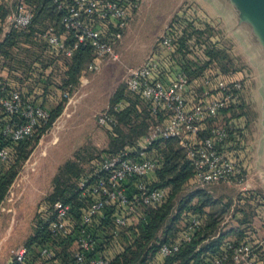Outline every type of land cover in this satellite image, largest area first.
Here are the masks:
<instances>
[{
  "label": "rangeland",
  "instance_id": "obj_1",
  "mask_svg": "<svg viewBox=\"0 0 264 264\" xmlns=\"http://www.w3.org/2000/svg\"><path fill=\"white\" fill-rule=\"evenodd\" d=\"M137 1L135 13L138 14L130 20L117 46L118 58L105 61L98 70H90L86 63L74 83L67 75L71 58L49 52L42 40L41 35L49 23L45 21L42 27L34 28L39 30L38 38L33 39L34 34L15 32L14 41L20 50L17 54L9 52L8 61L10 68L22 71V76H17L16 81L14 76L1 83L27 90L40 88L39 92L32 94L44 104H49L54 96L56 103L50 106L54 110L61 106V110L39 139L25 146L23 158L20 148L17 159L4 166L6 173L16 171V174L0 204V264H11L12 251L29 246L30 238L53 204L49 197L55 190L66 191L65 195L76 192L80 179L95 173L97 160L125 148L135 152L149 126L160 120L150 114L138 95L128 90L127 78L130 68L141 65L157 47L167 25L181 9L190 10L189 15L194 21L196 19L195 26L205 28V24L209 25L207 30L203 29L206 31L200 37L201 42L196 41V36L192 39L187 50L188 58L199 61L203 66L207 55L213 56L216 64L212 68H218L227 77L243 83L236 108L248 120L244 138L248 162L245 183H220L208 190L203 189L218 200L216 205L204 209L203 218L206 221L212 212L227 208L225 220L216 234L224 235L221 245L264 242V16L259 19L258 13L249 11L248 0ZM217 11L224 12L221 17L227 23L226 30ZM98 24L111 32L108 22L99 21ZM56 25L60 28V22ZM93 58L92 55L91 60ZM202 75L193 78L196 87L192 91L196 93L200 92L198 85ZM19 78L25 80V86ZM119 89L123 96L113 103L112 98ZM116 106L120 110L114 109ZM105 112L113 115L114 124H99V118ZM160 147L166 153L170 148L175 151L176 147L180 148L176 140ZM199 189L192 183L184 184L174 199L171 217L176 214L180 200ZM185 213L175 221L168 234L169 240L174 239L190 220L191 217ZM109 227L113 228L112 225ZM126 233L132 237L130 231ZM107 236L104 238L106 241ZM158 237L154 242L157 246L162 239L168 238L164 232H160ZM117 240L113 246L106 244L104 249H113ZM209 241L211 239L203 244ZM50 242L55 247L61 246L67 252L66 257H73L77 251L76 242L70 239H53ZM36 262L43 261L38 259Z\"/></svg>",
  "mask_w": 264,
  "mask_h": 264
},
{
  "label": "built area",
  "instance_id": "obj_2",
  "mask_svg": "<svg viewBox=\"0 0 264 264\" xmlns=\"http://www.w3.org/2000/svg\"><path fill=\"white\" fill-rule=\"evenodd\" d=\"M0 3L11 5L6 24L18 33L29 34L35 19L34 8L25 0H0ZM55 3L62 13L60 28L50 25L41 35L48 51L72 58L81 46H89L94 56L88 64L90 70H98L105 61L118 58L117 46L138 6L137 0H55ZM189 12V9L176 12L157 47L141 65L129 70L128 90L146 102L152 116L160 120L149 126L135 152L125 148L104 156L97 160L93 175L80 179V197L87 204L78 218L73 214L72 204L61 200L55 201L44 215V224L54 240L73 239L78 246L73 260L66 264H110L109 256L97 250L93 228L111 234L118 243L129 227L147 222L145 209L166 202L169 190L152 184L153 174L160 167L153 156V146L159 140L178 141L193 171L189 183L196 187L208 190L220 183H245L248 168L245 137L237 134L239 127L244 128V117L235 118L226 113L228 108L238 106L243 83L227 77L218 68L209 67L200 77V92L192 91L196 87L193 78L174 56L177 43L172 27L176 15L186 20L181 27L187 21L195 25L196 19ZM99 21L108 22L111 32L105 31ZM50 118L48 104L25 96L20 88L3 84L0 166L11 162L13 144L33 139ZM114 123L113 115L108 112L99 118L102 126ZM243 131L245 134V128ZM190 217L177 239L159 246L160 258L177 254L183 243L193 239L202 218ZM106 219L113 228L103 222ZM55 250L53 243L37 244L32 249L25 246L12 251L11 264H27L34 253L43 262H54ZM263 253L262 241L228 242L221 253L203 264H263Z\"/></svg>",
  "mask_w": 264,
  "mask_h": 264
},
{
  "label": "trees",
  "instance_id": "obj_3",
  "mask_svg": "<svg viewBox=\"0 0 264 264\" xmlns=\"http://www.w3.org/2000/svg\"><path fill=\"white\" fill-rule=\"evenodd\" d=\"M25 1L27 4L34 8L35 19L30 33L24 35L35 34L39 30H36L34 28H40V26L42 27L45 21L50 24L52 23V25H56L60 22L62 13L58 9L55 0ZM184 21L186 20H184V18L180 17L179 15H176L173 20V33L175 36V42L177 43V52L174 54V56L181 67L187 73H189L192 78H194L197 75H202L205 69L213 67L216 64V60L215 58H213V56L207 55V61L203 66H201L199 65V61H193L188 58L189 52L187 50L192 39L196 36V41L201 42L200 37L205 33L207 28H209V25L205 24L206 30H203L205 28L197 27L193 22L191 23L187 21V24L183 28L181 26ZM15 32L16 31L14 30L11 31L10 35L6 37L5 41L0 46V54L5 55L7 59L9 58V52H16L15 54H17V52L20 50V47L17 46L14 41ZM18 34L23 35L21 33ZM13 47H16L18 50H12ZM92 55L93 53L89 46H81L75 52L74 56L70 59V65H68L67 75L69 76V81L73 83L76 82L77 75L80 74L86 63L89 64ZM2 85L3 82H0V91ZM121 91L122 90L119 89L114 94L112 98L113 103L117 102L123 96ZM23 93L28 97L31 95V92L27 93L23 91ZM146 105L150 112L147 103ZM116 107L114 109H116ZM60 108L61 106L58 109H56L55 107V110L54 108L51 109V118L49 120V123L40 127L33 139H29L27 141L12 145L13 160L17 159L18 150L20 148L22 149L21 158L25 156V146H28L39 139L40 135L45 131L46 127L50 126L56 114L61 110ZM116 110H120V108H117ZM229 111L232 112L231 115L235 118L244 115L239 111L238 108L235 107L228 108L226 110V113ZM246 120L247 119L244 118L242 121L244 124V128H247L246 125L248 124V120ZM244 128L239 127L237 129L238 136H246L243 131ZM173 141L175 140H159L153 146V156L157 161H159L160 167L153 174L154 181L152 182V184L155 187H166L169 190V197L167 198L166 202L159 207L145 209V213L148 215L147 222L145 224H138L129 227L126 231H130L132 233V237L131 235H127L125 231L123 239L119 240L118 243L115 242V244L117 243V245H115L114 248L110 251H107V248H104L106 247V244L108 246H113L115 239L111 235L110 236L112 238L104 231L98 229V227H92L97 236V250L100 253H106L107 256H109V258L111 259L110 264H203L207 260L221 253L223 248L225 247L226 243L224 245H221L224 235L218 234L217 236L216 234L219 226L225 220L227 208L223 207L212 212L208 215V219H206L205 221V219L203 218V215L205 214L204 209L206 207L214 206L218 203V200L211 196L205 190H194L185 199H181L178 204L176 214L171 217V213L175 208V197L179 194L183 185L188 184L193 176L192 168L188 160L185 158L183 151L179 147H176L177 151L173 150V148H170V151H168L167 153L166 151H163L162 147H160L167 142ZM180 155L182 159L180 158ZM4 166L5 165L0 166V204L5 199L9 187L13 182L14 175L16 174V171H10L6 173ZM65 194L66 191L62 193L59 192V190H55V192L50 195L49 199L53 201L52 203L58 200L71 203L73 206V214L76 218H78L79 214L81 213L82 207H84L87 202L85 200H82V198L80 197L79 188H77L76 192L72 193L71 191V194ZM194 201L196 202L193 203ZM187 210L192 212L188 213ZM184 212H186L185 216H200L202 218L201 227L198 229V231L195 232L193 239L190 242H186L181 245V249L177 254L167 258H160L158 255L159 246L163 243L171 242L179 237L180 231L172 240H169L168 234L173 229L175 221L178 220ZM103 222L110 226L112 225L111 221H109L108 219L104 220ZM160 232H164V234L168 238L167 240L162 239L157 246L154 244V242L159 238L158 236ZM105 236H107V241L104 240ZM209 239H211L209 243L203 244ZM50 240H53V238L43 220L42 224L39 225L36 233L30 238L28 247L32 249V247L37 244L39 245L43 243H51ZM70 240L71 242L74 241L73 239ZM55 251L56 254L54 259L56 261L62 260L66 264L70 263L73 260V257H66L67 252L60 253L57 249ZM35 255V253L30 255V259L27 264L36 263L38 257Z\"/></svg>",
  "mask_w": 264,
  "mask_h": 264
},
{
  "label": "crops",
  "instance_id": "obj_4",
  "mask_svg": "<svg viewBox=\"0 0 264 264\" xmlns=\"http://www.w3.org/2000/svg\"><path fill=\"white\" fill-rule=\"evenodd\" d=\"M183 2V0H181V3ZM9 8H11V5H5V4H1L0 3V46L3 44V42L5 41V39H6V37L7 36H9L10 35V33H11V31H12V29L6 24V22H5V18H6V14H7V12L9 11ZM138 10V9H137ZM137 10L136 11H134V16H132V19L131 20H133L135 17H136V15L138 14H136L135 12H137ZM7 11V12H6ZM219 14H218V16H219V21H221L222 23H221V25H223V26H225V30L227 29L226 28V26H227V23H225L224 22V17L222 18L221 16H223V14H224V12L223 11H221V12H219V11H217ZM136 14V15H135ZM50 24V23H49ZM50 25H52V23L50 24ZM228 27V26H227ZM224 32V31H223ZM39 36V34H38V32H36L33 36L34 37H32L33 39L34 38H38V36ZM224 35L226 36V34L224 33ZM17 47V46H16ZM16 47H13L12 48V50H14V51H17L18 49L16 48ZM24 51H26V50H24ZM50 52V51H49ZM109 61V60H108ZM105 63V62H104ZM103 63V64H104ZM9 61H8V59L5 57V55H3V54H0V82L1 81H3V80H10V77H14L15 76V81L17 80L16 78H17V76H22V71L21 70H17V69H14V68H10L9 67ZM102 64V65H103ZM52 65V64H51ZM51 70H53L52 68H51ZM46 72V71H45ZM42 77H44V75L42 76ZM42 79V78H41ZM19 81H21L22 83L24 82V86H25V80H21L20 78L18 79ZM13 86H14V82H12L11 83ZM39 89L40 88H30V89H28L27 90V88H22V90L24 91V92H31V97H35L34 96V94H32V93H37V92H39ZM31 90V91H30ZM36 98V97H35ZM37 100L39 99V98H36ZM55 98H54V96H53V98L51 97V99H50V102H49V104H48V106L50 107V108H53V107H51V106H53V104H55L56 102H55V100H54ZM40 101V100H39ZM51 105V106H50ZM153 178V177H152ZM56 249L58 250V252H62V253H66V251L65 250H63V248H61V246L60 247H56ZM36 264H64V261H62V260H57V261H54V262H49V263H46V262H36Z\"/></svg>",
  "mask_w": 264,
  "mask_h": 264
},
{
  "label": "water",
  "instance_id": "obj_5",
  "mask_svg": "<svg viewBox=\"0 0 264 264\" xmlns=\"http://www.w3.org/2000/svg\"><path fill=\"white\" fill-rule=\"evenodd\" d=\"M250 3L249 11H252L253 14L258 13L257 18H263L264 16V0H248ZM253 16V15H251Z\"/></svg>",
  "mask_w": 264,
  "mask_h": 264
}]
</instances>
